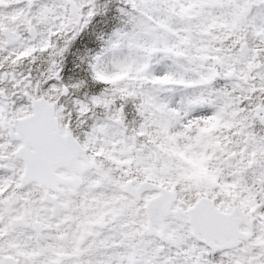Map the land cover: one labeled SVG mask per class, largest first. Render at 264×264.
<instances>
[{"label": "rangeland", "instance_id": "obj_1", "mask_svg": "<svg viewBox=\"0 0 264 264\" xmlns=\"http://www.w3.org/2000/svg\"><path fill=\"white\" fill-rule=\"evenodd\" d=\"M75 1L83 9L91 0ZM120 1L131 26L127 24L122 30L125 32L115 33L105 54L95 58L101 80L95 77L87 82L64 71L62 55L70 52L74 38L70 34L72 20L66 13L68 0H2L1 64L10 57L14 59L6 66L9 79L1 97L6 94L10 100L0 101L4 113L0 121L13 123L15 118L30 114V105L44 94L56 104L61 123L79 127L90 151L103 153L101 171L95 170L94 175L100 176L101 187L107 192L101 190L99 196L90 197L97 201L86 202V222H77L75 229L79 232L90 224L106 227L95 235L84 263L164 264L172 251L166 244L179 243L180 249L190 253L192 242L186 223L174 215H145L142 220L147 224L149 239L139 240L131 233V226L140 218L136 206L123 200L120 191L127 182L160 184L169 180L179 185L189 200L203 196L221 199L219 208L224 211L240 201L241 209L264 223V136L249 129L246 116L234 120L239 132L229 143L227 158L214 164L201 151L202 171L197 179L190 153L197 143V133L208 127L213 114L224 116V112L236 110L241 103L238 94L257 95L243 77L254 81L261 76L256 57L264 60L263 44L257 52V42H264V0H224L225 7L216 0ZM229 2L234 4L227 6ZM248 9L252 13L244 20ZM29 22L38 34L36 40L27 35ZM4 25L12 32L7 37L1 33ZM223 31H243L250 36L248 45L238 53L214 48L210 35ZM199 33L205 35L195 36ZM251 40L253 46H249ZM36 58L34 78L22 83L28 74L25 61ZM11 78L18 79L15 90ZM217 78L227 90L211 99L207 82ZM65 88L70 91L68 98L62 94ZM250 108L258 112L256 117L264 124V102L251 103ZM126 109L136 111L138 117L127 121ZM118 120L124 121L127 132L115 124ZM222 178L223 187L219 188L217 182ZM106 180L112 181L105 184ZM261 233L264 242V224ZM28 248V244L23 245L20 254L27 263ZM199 250L203 254L195 264H213L210 258L203 262L208 253L202 247ZM256 250L255 243L251 249L225 254L220 264H261L264 252ZM158 254L162 259L155 260ZM189 258L193 259V254ZM177 261L181 264V257Z\"/></svg>", "mask_w": 264, "mask_h": 264}, {"label": "flooded vegetation", "instance_id": "obj_2", "mask_svg": "<svg viewBox=\"0 0 264 264\" xmlns=\"http://www.w3.org/2000/svg\"><path fill=\"white\" fill-rule=\"evenodd\" d=\"M22 146L14 125L0 123V264H87L88 248L98 231L90 224L70 233L75 231L76 221L84 222L83 188L77 191L66 185L55 191L31 183L21 189L26 166L18 156ZM40 158L45 161L43 150ZM36 169L49 175L53 167L36 164ZM55 174L64 179L71 176L66 169ZM86 230L93 236L84 248H78V239ZM25 244L30 246L25 255L28 263L20 256Z\"/></svg>", "mask_w": 264, "mask_h": 264}, {"label": "water", "instance_id": "obj_3", "mask_svg": "<svg viewBox=\"0 0 264 264\" xmlns=\"http://www.w3.org/2000/svg\"><path fill=\"white\" fill-rule=\"evenodd\" d=\"M33 116L16 122L19 133V139L25 143V148L18 155L27 164V172L24 178V184L36 181L41 185H47V180L39 176L36 164H46L50 167L66 166L69 167L84 155L79 146L71 137L62 138L59 136L58 120L55 117L53 105H49L44 99L36 101L32 105ZM30 148L34 152H28ZM78 152L74 153V150ZM43 150L45 161L40 158V152ZM80 151V152H79ZM146 186V185H145ZM155 189L152 186L139 190ZM173 201V197H168ZM151 211L158 209L165 210L162 205L156 204ZM237 209L232 214L224 215L215 211L211 205L202 202L190 212V221L193 235L197 238L203 237V243L208 247H214V242L221 244L222 249L233 248L238 245L239 239L247 240L246 234L239 232V224L246 222L245 215ZM247 234L251 235V224L249 223Z\"/></svg>", "mask_w": 264, "mask_h": 264}, {"label": "trees", "instance_id": "obj_4", "mask_svg": "<svg viewBox=\"0 0 264 264\" xmlns=\"http://www.w3.org/2000/svg\"><path fill=\"white\" fill-rule=\"evenodd\" d=\"M127 115H128V119H129V120H132L133 118H135V117H133V116H136V113H135V111H134L133 113L130 112V113H128Z\"/></svg>", "mask_w": 264, "mask_h": 264}]
</instances>
